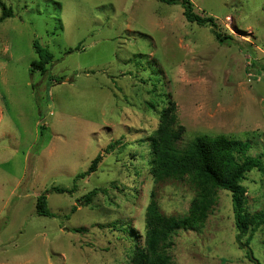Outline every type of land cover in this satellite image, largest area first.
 Listing matches in <instances>:
<instances>
[{"label": "rangeland", "instance_id": "374dc122", "mask_svg": "<svg viewBox=\"0 0 264 264\" xmlns=\"http://www.w3.org/2000/svg\"><path fill=\"white\" fill-rule=\"evenodd\" d=\"M191 1L234 41L159 0H0V16L13 9L0 27V264H131L154 188L164 213L184 215L194 188L151 174L148 139L170 99L181 145L225 134L264 160V0ZM36 40L54 54L45 74L31 68ZM243 185L246 210H262L264 173ZM53 187L70 191L49 192L53 216L39 215ZM237 234L220 190L204 227L175 235L174 264H254L249 249L264 264V227L248 247Z\"/></svg>", "mask_w": 264, "mask_h": 264}, {"label": "trees", "instance_id": "16d2710c", "mask_svg": "<svg viewBox=\"0 0 264 264\" xmlns=\"http://www.w3.org/2000/svg\"><path fill=\"white\" fill-rule=\"evenodd\" d=\"M167 4H180L187 21L200 26L211 27L212 33L220 44L233 40V36L222 33L213 16H203L194 11L191 0H159ZM3 6L0 16L1 24L13 16V9ZM38 60L33 61V71L42 74L54 59L49 48L39 41L34 42ZM72 51V50H70ZM186 127L179 122L177 105L169 100L159 114V125L149 137L152 149L151 174L156 185L167 181H187L195 190L188 211L184 215L166 214L158 201L156 188L151 191L150 201L145 213L144 244L138 245L131 258V264H174L171 250L175 244L174 237L180 230L200 231L207 222L209 213L218 198L220 190L231 193L237 239L241 247H248L253 235L264 227V208L252 213L245 208L247 203L243 181L253 169L264 173L263 155H250L251 144L247 140L237 139L225 134L216 136L199 135L186 145L181 141ZM112 147V146H111ZM102 160L99 154L89 170L78 177L83 178L95 172ZM72 190V189H71ZM70 189L53 187L39 195L36 211L39 215L53 216L48 208V193H66ZM97 190L89 192L91 197ZM80 231V229H74ZM247 236L246 242L242 238ZM247 258L254 264H262L249 249Z\"/></svg>", "mask_w": 264, "mask_h": 264}]
</instances>
